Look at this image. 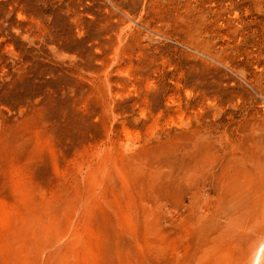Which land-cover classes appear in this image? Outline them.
<instances>
[{"label": "rangeland", "instance_id": "obj_1", "mask_svg": "<svg viewBox=\"0 0 264 264\" xmlns=\"http://www.w3.org/2000/svg\"><path fill=\"white\" fill-rule=\"evenodd\" d=\"M262 243L264 0H0V264Z\"/></svg>", "mask_w": 264, "mask_h": 264}, {"label": "bare ground", "instance_id": "obj_2", "mask_svg": "<svg viewBox=\"0 0 264 264\" xmlns=\"http://www.w3.org/2000/svg\"><path fill=\"white\" fill-rule=\"evenodd\" d=\"M260 244V243H259ZM259 246V245H258ZM258 248V252H256L257 254H258V256L256 257V255H254L257 259H254V261H255V264H259V261H260V258H261V256H262V253H264V243H262L259 247H257ZM257 250V249H256ZM255 253V254H256Z\"/></svg>", "mask_w": 264, "mask_h": 264}]
</instances>
